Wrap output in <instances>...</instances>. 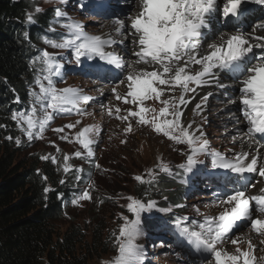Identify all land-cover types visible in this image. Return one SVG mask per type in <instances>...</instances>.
<instances>
[{"label": "snow or ice", "instance_id": "snow-or-ice-1", "mask_svg": "<svg viewBox=\"0 0 264 264\" xmlns=\"http://www.w3.org/2000/svg\"><path fill=\"white\" fill-rule=\"evenodd\" d=\"M57 2L67 4L68 0ZM135 3L139 6L138 11L127 14L125 19L114 17L111 21L113 30L124 37L121 40L114 39L111 33L89 34L80 21L56 8L54 20L59 22L61 18L65 19L66 22L61 24V27L67 30L68 35L60 42L45 37V42L56 48L71 49L76 65L82 63V58L98 59L97 63L89 66L93 74L111 71V66L120 70L128 68L125 80L120 81L122 84L126 82V94L121 95L115 88L112 89L117 100L136 107L135 111L132 108L126 109V115L122 116L119 115L120 108H116L117 118L128 121L125 132L131 131L132 128L129 117L136 118L138 125L150 126L157 134L162 133L177 144L187 145L189 151L185 153L186 161L178 166L186 173L192 172L197 164L203 163L197 156L204 153L211 156L213 169H223L235 174V177H225V182L219 185L216 206L222 210L218 214L205 215L203 222H187L185 217H176L172 221L177 234V245L206 254L204 264H261L264 257L258 259L255 256V245L250 240L232 238V234L240 227L247 226L256 234L264 236V188H261L257 195L246 194L248 186L255 187L251 184L252 174L264 177V156L259 153L239 152L228 158L220 152H210L208 142L202 140L204 133L199 128L191 130L192 122L187 126L182 123L181 117L184 113L181 106H187L191 102L192 98L186 94L196 91V88L190 87L192 84L197 88L209 83H214L219 88H228L229 85L221 83L216 74L217 71L222 72L240 85L238 89H234L239 95L229 102L238 103L239 111L246 122L249 142L260 145V140H264V36L237 30L221 35L218 43H210L201 51L203 41L212 31L211 21L217 18V13L225 24L234 25L248 14L245 5L264 6V0H135ZM42 11L39 6L35 7V13ZM27 21L35 23L32 12L27 13ZM258 27L264 28V24ZM52 30L54 29H50ZM27 35L25 33L26 37ZM129 40L133 45L132 55L137 57L135 63L148 67L126 66L121 55L108 50L114 45L124 46ZM37 59L44 65V75L36 78L39 93L33 92L32 95L35 97V103L40 104L43 115L37 117V108L33 106L29 112H14L11 117L21 126L29 141L43 138L46 126L56 113L75 111L83 115L85 112L81 104L93 99L84 95L83 90L79 88L55 87L53 77L60 76L64 66L57 61L54 54L45 50ZM194 65L199 66V70L193 71ZM176 88L181 89L178 98L174 95L162 98L165 92H174ZM210 95L211 93H208L204 96L202 103H205ZM152 99L160 103L158 111L145 105L146 101ZM201 108L202 104H196L194 111ZM108 112L109 115L113 114L111 108ZM76 123L79 124L80 121ZM74 127L75 124H67L54 131L63 132L65 128ZM93 132L94 126L89 125L76 133L74 139L82 145L85 152L76 151L75 157L83 159L85 153L87 158L94 156L92 145L96 141L91 138ZM257 135L260 140L256 139ZM60 139L72 142L66 135H62ZM15 142L20 145V138L17 137ZM41 159L56 162L55 158L50 156H42ZM63 159V171L67 173L71 168L67 163L69 155L65 154ZM157 167L164 173L170 172L169 166L163 162ZM148 175L155 178L152 170H148ZM135 179L141 183L151 182L145 181L142 176H136ZM60 182L64 183L63 180ZM229 184L233 187L229 188ZM50 190L48 187L44 188L45 193ZM90 198L89 192L85 190L77 199H73L72 203L77 204L78 200ZM127 199L129 203L126 207L133 218L121 215L123 223L119 226V235L113 232L117 255L104 264L144 262V247L137 244L136 239L142 234V214L156 209V201L144 202L131 196ZM254 212L259 215L254 216ZM226 240L236 245L235 252L230 253L220 247ZM241 243H247L248 249H241ZM175 255L178 259L181 258L180 252H175Z\"/></svg>", "mask_w": 264, "mask_h": 264}, {"label": "rangeland", "instance_id": "rangeland-1", "mask_svg": "<svg viewBox=\"0 0 264 264\" xmlns=\"http://www.w3.org/2000/svg\"><path fill=\"white\" fill-rule=\"evenodd\" d=\"M30 1L31 3L26 9V18L29 12H32L34 16L36 14L35 7L39 6L43 11L48 10L54 20V10L60 8L69 17L85 25V31L92 35H99L108 20L96 11L97 3L104 0H68L67 4H60L57 0ZM107 1L121 2L123 0ZM136 5L135 0H132L131 9ZM51 22L53 24L50 25V29L55 30L56 37L48 39L60 42L68 35L67 30L61 27V24L66 21L61 18L59 22ZM112 33L115 36L118 34L114 30ZM114 47L117 45H114L111 51L116 52ZM45 50L54 54L57 61L64 66L61 75L53 77L55 87L58 89L79 88L83 90L84 95L93 98L89 102L81 104V108L85 112L83 115L77 114L75 111L56 113L53 120L46 126L42 139L34 138L29 141L21 126H18L12 118L11 123L6 126L5 138L9 148L17 155V159L26 158L28 161H36L38 168H41L44 162L51 163L60 181L63 180L72 188L69 191L71 198L65 203L61 217L53 221L55 235L62 234L70 229L71 225H79L88 242L93 237L95 239L97 233L101 236V247L98 251L91 253L86 264H104L117 255L113 232L119 235V226L123 223L121 215L133 218L126 207L129 203L127 197L131 196L144 202L153 200L156 201L157 207L142 214V234L136 239L137 244L143 245L144 248L147 247L146 250L144 249L143 264H204L206 254L196 253L187 247L177 245V234L172 221L176 217H185L187 222H203L205 215L215 216L218 214L220 207L216 206L218 203L216 194L219 180L223 177H235V174L223 169H213L211 156L204 153L197 156V159L203 163L197 164L192 172L186 173L178 167L186 161L185 153L189 151L186 144H177L163 134H157L150 126L138 125L136 118L132 117H129L132 124L131 131L125 132L128 121L117 118L116 108H120L119 115L122 116L126 115V109L132 108L135 111L136 107L117 100L112 89L115 88L118 93L125 95L127 92L126 82L108 87L97 79L88 77V74H84L83 70L98 62V59L82 58V63L76 65L71 49L53 47L46 43L45 39H42L38 57H41ZM37 58L35 62L36 77L29 90V100L25 107L14 112L27 113L35 106L37 108L36 116L42 117L43 112L40 110V104L35 103V97L32 95L33 92L39 93V85L35 83L36 78L44 75V65ZM125 60L126 66L131 65L132 62L135 63L127 58ZM145 67L147 66L145 65ZM44 83L46 84L47 81ZM216 89H219L216 95L212 93L205 103H202V99L209 93L205 90L202 91L203 94L200 92L198 97L192 98V104H202L201 110L194 111L195 105L192 108H189L188 105L181 106L184 113L181 120L184 126L192 122L191 130L199 128L204 133L202 140L208 142L210 152L217 151L232 158L236 153H239V149L235 148H239V145L242 144L243 137L239 130L233 128H236L233 111L221 110L223 97L228 93L223 92L221 88ZM195 93L196 91L189 94L188 97L191 98ZM148 101L150 108H155L158 111L161 107L160 103L154 99ZM109 108L112 109V115H109ZM77 121L80 123L77 124ZM67 124H75V127L65 128L63 132L54 131V129ZM89 125L94 126V132L91 134V138L96 141L92 145L94 156L87 158L85 153V158L81 159L75 157L74 153L76 151L85 152V150L75 141L74 137L77 132ZM196 134L199 135V132ZM62 135L68 136L72 142L60 139ZM17 137L21 140L20 145L15 142ZM65 154L69 155L67 163L71 166L67 173L63 171ZM42 156L54 157L56 162L54 163L51 159H41ZM161 162L169 166V173H164L157 167ZM148 170L153 171L155 178L148 175ZM177 170L183 174V179L179 180L185 181L189 190L177 204L166 203L152 184L163 176L174 178ZM136 176H142L145 181L151 182L141 183L135 179ZM252 177L255 185L252 189H256L257 185L264 184V177H260L258 174H252ZM85 190L89 192L91 198L78 200L77 204H73V199H77ZM157 209H170V211L160 212ZM238 237L242 240H250L255 245L254 254L258 259L264 257V243H261L264 241V236L260 237L249 227L242 226L232 234V238ZM220 247L230 253L236 250V245L227 240ZM240 248L247 250L248 244L241 243ZM175 252L181 253L180 259L176 257ZM261 264H264V261Z\"/></svg>", "mask_w": 264, "mask_h": 264}, {"label": "trees", "instance_id": "trees-1", "mask_svg": "<svg viewBox=\"0 0 264 264\" xmlns=\"http://www.w3.org/2000/svg\"><path fill=\"white\" fill-rule=\"evenodd\" d=\"M30 3L0 0V264H86L101 236L95 232L88 242L79 225L57 235L53 229L71 187L60 182L51 163L38 168L36 161L17 159L5 138L12 112L29 99L40 42L56 37L48 10L34 14L35 23L27 21ZM175 174L152 184L166 203L177 204L188 188L179 180L182 172ZM45 187L51 190L45 193Z\"/></svg>", "mask_w": 264, "mask_h": 264}, {"label": "bare ground", "instance_id": "bare-ground-1", "mask_svg": "<svg viewBox=\"0 0 264 264\" xmlns=\"http://www.w3.org/2000/svg\"><path fill=\"white\" fill-rule=\"evenodd\" d=\"M109 4H111V5H114L115 3L114 2H110ZM131 6H132V0H130V2H128V3H126V5L125 6H123V8H126V11L128 12V13H134V12H136V11H138L139 10V6L138 5H136L134 8H132L131 9ZM121 7H119V9H118V12L119 11H121V9H120ZM114 9H117V8H114ZM121 14H123V13H121ZM121 18V17H120ZM121 19H125V18H121ZM112 30H113V26H112V24H111V22L110 21H108V22H106V25L103 27V29H102V31L100 32V34H102V33H111V35L113 36V38L114 39H116V40H121V39H123L124 37H122L121 35H118V36H115L114 34H112ZM232 32H230V33H227V34H231ZM117 34V33H116ZM259 36H264V31H262V32H260L259 33ZM214 42H219V40L218 41H214ZM213 43V42H212ZM130 44V40L129 41H126L125 42V45L124 46H127V45H129ZM210 44V43H209ZM120 46V45H119ZM114 48H116V50L117 51H119V55H122V57L124 58V53H123V51L122 50H120V48H117V47H114ZM109 51H111V49H108ZM205 50V49H204ZM203 50V51H204ZM131 66H133V67H136V68H141V67H145V65H143V64H139V65H137L136 63H132L131 64ZM148 67V66H147ZM149 70H151V68L149 67ZM192 70L193 71H196V70H199V66H193L192 67ZM127 71H128V68H126V70H125V76H126V74H127ZM217 74V76L219 77V79H220V82L221 83H223V84H226V85H229V87L228 88H222V91L223 92H227V93H231V92H233L234 93V97L235 96H238V94H237V91H234V89H237L236 87H233V85L230 83V82H228V81H226L224 78H223V76L221 75V74H219V73H216ZM190 87H193V88H196V93L195 94H193V96L191 97V98H196V97H198V95H200V92H202V91H207V92H211V94L213 93L214 95H216V93L218 92V90L219 89H216V88H219V87H217L214 83H209V84H206V85H204V86H202V87H196V85L195 84H192V85H190ZM206 92V93H207ZM191 93H193V92H189V93H187L186 94V96L188 97L189 96V94H191ZM180 94H181V89H179V88H176L175 89V91L174 92H171V93H169V92H165V94H164V96L162 97L163 99H166V98H168V96L169 95H174L175 97L176 96H180ZM201 94H203V92L201 93ZM205 95V94H204ZM177 97V98H178ZM232 98H229V97H226V96H224L223 97V101L221 102L222 104H221V110L222 111H224V110H228V111H232L235 107H236V104H232V103H230L229 101L231 100ZM192 100V99H191ZM145 105L147 106V107H149L150 106V103H149V101H146L145 102ZM195 105V103H193L192 104V102H190L189 104H188V107L189 108H192L193 106ZM189 122V121H188ZM185 123V122H184ZM186 126V125H185ZM235 130H237L235 127H233ZM240 128V131L241 132H244V128H245V126L244 125H242V126H240V127H238V129ZM238 131V130H237ZM162 134V133H161ZM246 133L244 132V133H242V137H243V141H242V144L241 145H239V148L237 147V148H235V149H239V152H248V153H250V154H257V153H259V155H261V156H264V149H262L261 148V143H260V145H257V144H255V143H250L249 142V140H248V137H247V135H245ZM262 162H264V161H262ZM264 184H260V185H257V187H256V189L258 188V187H261V186H263ZM222 210V208H220V210L218 211V212H220ZM255 215H259V213H254V216ZM261 237V236H260ZM263 237V236H262ZM260 240V239H259ZM264 245V244H263ZM259 254V253H258ZM259 256H260V254H259Z\"/></svg>", "mask_w": 264, "mask_h": 264}]
</instances>
